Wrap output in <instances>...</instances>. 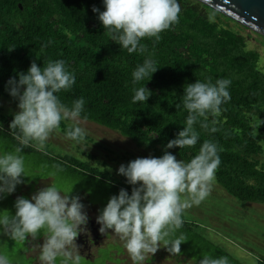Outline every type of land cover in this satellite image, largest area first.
I'll list each match as a JSON object with an SVG mask.
<instances>
[{
  "label": "trees",
  "instance_id": "obj_1",
  "mask_svg": "<svg viewBox=\"0 0 264 264\" xmlns=\"http://www.w3.org/2000/svg\"><path fill=\"white\" fill-rule=\"evenodd\" d=\"M93 5L103 11L102 0H0V96H10L6 82L16 72H26L33 60L42 66L49 59H63L76 80L57 93L61 102L71 106L83 96L80 119L116 131L158 155L184 125L183 86L196 79L228 78L231 99L216 118L218 130L212 133L196 124V145L166 150L187 161L203 140H214L222 148L216 183L237 200L264 204V167L256 159L264 150L263 133L254 136L251 130L253 116H264V73L258 68L259 53L247 48L249 39L264 37L197 0H183L173 27L161 32L159 40L142 38L144 50L129 53L110 40ZM210 13L215 14L211 22ZM145 58L153 59L158 69L134 84L131 73ZM144 83L152 94L146 102H133V89ZM11 120H2L0 137L17 147L18 130L9 128ZM77 162L69 156L63 164L76 170ZM183 213L180 231L185 239L201 252L211 251L207 244H214L194 232L198 224L184 219ZM82 238H76L78 246ZM219 255L224 253L218 246ZM254 264H264V258Z\"/></svg>",
  "mask_w": 264,
  "mask_h": 264
},
{
  "label": "clouds",
  "instance_id": "obj_2",
  "mask_svg": "<svg viewBox=\"0 0 264 264\" xmlns=\"http://www.w3.org/2000/svg\"><path fill=\"white\" fill-rule=\"evenodd\" d=\"M183 0H102L103 11L92 6V12L106 30L111 41L129 53L143 51L144 37L160 39V33L173 27L179 20ZM209 21L215 19L210 13ZM50 43V42H49ZM264 62V61H262ZM155 61L145 58L132 71L133 83L144 80L157 70ZM75 73L63 59L47 60L38 66L33 60L26 72H16L6 82L8 94L17 101L18 111L13 113L10 129H16L19 141L14 151L0 152V198L15 191L23 182L25 161L22 149L32 146L42 149L50 134L59 130L61 121H71L64 136L76 143L85 141L87 130L79 120L84 109L83 96L73 100L71 106L61 102L57 93L68 90L75 83ZM228 78L219 77L183 86L182 107L186 110L184 125L175 137L168 140L161 156L137 157L116 169L131 185V194L120 188L98 209L96 223L99 232L119 236L133 264H143L161 242L171 254H179L185 242L184 234L169 238L174 229L182 226V213L203 201L212 189L222 151L214 140L205 139L198 152L185 161L177 159L166 149L192 147L199 133L194 125L215 133L222 113V105L231 95ZM133 102H146L152 94L145 83L133 89ZM178 104L177 107H181ZM246 115H248L246 113ZM211 118V119H210ZM251 126L254 136L257 127L264 123L256 117ZM71 192V191H70ZM55 183L38 189L30 198L18 196L15 213L0 214V233L12 240L26 242L43 237L42 244H32L38 250L39 264H80L76 238L87 231V212L79 195H69ZM31 243V241H29ZM0 264H11L0 254ZM198 264H230L227 256L203 255Z\"/></svg>",
  "mask_w": 264,
  "mask_h": 264
},
{
  "label": "rangeland",
  "instance_id": "obj_3",
  "mask_svg": "<svg viewBox=\"0 0 264 264\" xmlns=\"http://www.w3.org/2000/svg\"><path fill=\"white\" fill-rule=\"evenodd\" d=\"M240 32L246 33L243 29ZM247 48L259 53L258 68L264 73V40L249 39ZM16 105L17 101L11 96H0V128L2 120L13 117V113L18 111ZM254 117L252 125L257 123ZM257 118L264 121V116ZM61 123L59 130L50 134L42 149L30 146L34 150L22 151L27 177H23V182L13 193L0 198V214H14V202L18 196L30 198L38 189L55 183L62 191H71L69 195H79L89 217L86 239L82 235L78 246L80 264H133L119 236L112 234L111 230L107 234L99 232L96 216L98 209H102L108 198L117 194L120 188L131 194L132 186L116 172L120 164L126 165L137 157L162 154L154 155L151 148L139 147L116 131L82 119L79 124L88 134L85 141L76 143L64 136L66 127L72 122ZM256 130L257 134L262 131L260 143L264 146V128L259 125ZM15 148L7 139L0 137V152L14 151ZM69 156L78 160L76 170L64 166L63 161ZM256 159L264 167V150ZM81 163L85 166L81 167ZM183 216L198 224L193 231L214 244H207L211 251L201 252L199 245L185 239L180 245V253L171 254L161 242L155 253L146 256L143 264H198L203 255L218 256V246L230 264L235 260L239 264H254L257 258H264V204L237 200L214 181L210 194L200 204L185 209ZM180 229L172 230L169 238L179 236ZM224 237L229 243L223 242ZM42 242V236L35 240L28 237L26 242H21L0 233V254L6 255L11 264H39V252L31 247Z\"/></svg>",
  "mask_w": 264,
  "mask_h": 264
},
{
  "label": "water",
  "instance_id": "obj_4",
  "mask_svg": "<svg viewBox=\"0 0 264 264\" xmlns=\"http://www.w3.org/2000/svg\"><path fill=\"white\" fill-rule=\"evenodd\" d=\"M264 37V0H197Z\"/></svg>",
  "mask_w": 264,
  "mask_h": 264
},
{
  "label": "flooded vegetation",
  "instance_id": "obj_5",
  "mask_svg": "<svg viewBox=\"0 0 264 264\" xmlns=\"http://www.w3.org/2000/svg\"><path fill=\"white\" fill-rule=\"evenodd\" d=\"M82 235H84L85 236V239H86V234H85V232L84 233H81Z\"/></svg>",
  "mask_w": 264,
  "mask_h": 264
}]
</instances>
